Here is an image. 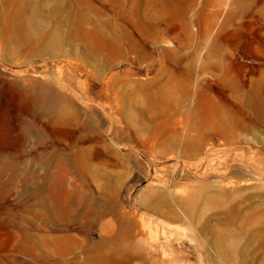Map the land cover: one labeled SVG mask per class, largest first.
Wrapping results in <instances>:
<instances>
[{
	"label": "rangeland",
	"instance_id": "obj_1",
	"mask_svg": "<svg viewBox=\"0 0 264 264\" xmlns=\"http://www.w3.org/2000/svg\"><path fill=\"white\" fill-rule=\"evenodd\" d=\"M0 264H264V0H0Z\"/></svg>",
	"mask_w": 264,
	"mask_h": 264
}]
</instances>
